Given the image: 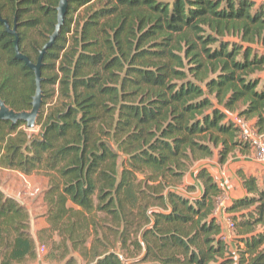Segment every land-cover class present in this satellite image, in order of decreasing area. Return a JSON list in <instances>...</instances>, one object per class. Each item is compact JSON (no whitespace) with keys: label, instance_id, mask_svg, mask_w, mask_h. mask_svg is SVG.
<instances>
[{"label":"trees","instance_id":"16d2710c","mask_svg":"<svg viewBox=\"0 0 264 264\" xmlns=\"http://www.w3.org/2000/svg\"><path fill=\"white\" fill-rule=\"evenodd\" d=\"M58 0H0L19 51L35 62L56 24ZM235 39V40H233ZM0 20V98L31 109L34 73L15 58ZM264 2L68 0L42 58L37 132L0 121V168L47 177V227L62 264H124L99 223L141 255L137 264H264V178L239 171L237 254L214 214L222 194L208 167L199 193L179 188L190 166L247 153L228 113L264 134ZM188 191L195 188L186 186ZM29 210L0 189V264L37 256ZM92 236L91 242L88 240Z\"/></svg>","mask_w":264,"mask_h":264},{"label":"rangeland","instance_id":"374dc122","mask_svg":"<svg viewBox=\"0 0 264 264\" xmlns=\"http://www.w3.org/2000/svg\"><path fill=\"white\" fill-rule=\"evenodd\" d=\"M233 40H235V39H233ZM252 48L254 51H257L259 54H264V45L253 44ZM251 75L253 77H261V79H262L264 76V68L262 71L261 70L256 71ZM234 115L235 114L228 113L227 116L232 117ZM28 131L37 132V128H33L32 130L28 129ZM250 151H251V149H250ZM250 151L248 150L247 153L242 155L245 157L244 159L247 161H251V160L255 159V155H252L253 153H251ZM237 153L238 152H235L229 157L230 159L232 158V160L228 164L233 165L232 162L236 161V159H234V157L237 156ZM209 159L212 160V158H209ZM204 160H206V159H204ZM194 163L190 166L188 171L193 169ZM207 163L210 164L211 167L213 166L212 163H209V162H207ZM254 165H256V164L254 163ZM260 165H262V166L255 168V171L262 173V176H257V180L259 181V183L264 178V164H260ZM227 169H228V167H227ZM232 169H234V166L229 167V169H228V171H229V186L225 191V194H226L225 195L226 196L225 201L226 202L230 199L229 198L230 195H228L229 189L232 188L234 191L238 190L237 177H239V171H242L243 173L246 174V172H244L243 168H242L243 170L242 169H239V170L234 169V172H233L234 174L231 173ZM188 171L186 172V175L189 178ZM235 174H237V177H235L236 176ZM247 174H249V173L247 172ZM0 186L7 193L16 195L17 196L16 198H18L22 203L25 202V204L27 205V206L26 205L25 206L29 210L31 224L34 227V230H37L36 235H37V239H38V242L36 245L37 256L31 262H34V264H62V261L58 258V254H54L57 252L56 251L53 252V242H55L57 239L55 234L54 233H48V232H44V233L40 232V230L43 229L44 221H46V219H41L39 221V217L44 218L41 213L45 211V208H42L40 206H41L42 191L46 185H45L43 179L40 177L39 173H36L34 176L29 178L25 175L19 176L17 174L12 173V172L10 173V172H5V171H0ZM227 213H228V216L231 219H233L232 218L233 214L230 212H227ZM99 225L101 227L99 234L104 233L106 235V239H108V242H110L112 244V246H114L112 249L115 250L116 252H118L119 255H121L124 264H137L136 261L141 255L139 254L138 249H136L131 244V241L135 236L134 235L132 236V234H131L129 236V240H127V242L123 246L122 243L120 242V240L116 238V234H114L112 232V230H110V228H108V226L106 224H102V222H100ZM225 234H226L225 241L227 242V244L229 246V250L233 254H237L238 236L236 235V231L234 229H226ZM91 239H92V236H90V238L88 240L89 243L91 242ZM41 247H44L43 250H41ZM74 256L77 258L79 264H86L85 261L82 260L78 256L77 253H74Z\"/></svg>","mask_w":264,"mask_h":264},{"label":"water","instance_id":"95a60500","mask_svg":"<svg viewBox=\"0 0 264 264\" xmlns=\"http://www.w3.org/2000/svg\"><path fill=\"white\" fill-rule=\"evenodd\" d=\"M68 0H58V4L56 7V24L54 26L53 32L49 35L48 40L43 44L41 49L38 52V56L35 62L29 60V58L22 54L19 51L17 45V33L15 31V25L13 24L12 27L4 20L0 19L4 25L6 31L14 37V53L15 58L24 62V64L33 71L34 73V82H35V92L32 96L31 100V109L26 111H15L5 105V103L0 98V121L7 120L11 123H16L17 121H24L26 128L32 130L35 127L36 119L38 117L41 100H42V93H41V75L40 69L42 66V58L47 49L52 45L56 36L60 31V27L63 24L64 17L67 11ZM20 203H22L18 198H16Z\"/></svg>","mask_w":264,"mask_h":264},{"label":"crops","instance_id":"0c3cea01","mask_svg":"<svg viewBox=\"0 0 264 264\" xmlns=\"http://www.w3.org/2000/svg\"><path fill=\"white\" fill-rule=\"evenodd\" d=\"M255 1H257V2H259V1H262V2H264V0H255ZM251 149V148H250ZM250 149H249V151H250ZM253 150V151H252ZM251 153H253L252 155H255V151H254V149H251V151H250ZM243 154H241V153H237V156L236 157H234V159H236V161L235 162H232V164L233 165H231V164H228L231 160H232V158L230 159H227L223 164H220V163H218V161H217V158L214 156V157H212V160L211 159H206V160H204V159H202V160H199V161H196L195 163H194V165H193V169H191V170H189L188 171V174H189V178L187 177V175L185 174L184 175V177H183V183H182V185H181V187L179 188V190L182 192V193H184V194H186V195H191V193H199L200 192V190H201V183L195 178V173H196V171L200 168V167H202V166H206V167H208V169H209V171H210V173L212 174V176H214V175H216L217 173H219L220 171H224L225 172V175H226V182H227V186H226V189L228 188V186H229V171H228V169H229V167H232V166H234V169L235 170H239V169H244V172H248L249 174H252V175H254L256 178H257V176H262V173H259L258 171H255V168L256 167H261L262 165H260L261 163L255 158V159H253V160H251V161H247V160H245L244 158V156H242ZM207 162H209V163H212L213 164V166L211 167V165L210 164H208ZM254 163L256 164V165H254ZM260 163V164H259ZM195 166V167H194ZM227 167H228V169H227ZM234 169H232V172L231 173H233L234 172ZM242 169V170H243ZM0 171H5V172H12V173H14V174H17V175H19V176H23V174H21V173H19V172H17V171H14V170H8V169H3V168H0ZM36 173H39V175H40V177L43 179V181H44V183H45V185L47 186V177H45L43 174H42V172H40V171H37V172H34L33 174H31V175H29V176H27V177H32V176H34ZM230 173V174H231ZM234 174V173H233ZM236 176L235 177H237V174H235ZM234 177V178H235ZM237 181H238V190H236V191H234L232 188H230L229 189V191H228V195H230V199L227 201V204H230L231 203V201L232 200H234V199H236V198H239V197H242L244 194H245V190H244V188H243V185H242V182H241V179L239 178V177H237ZM46 186L43 188V190L46 188ZM186 186H192V187H194L195 189L193 190V191H188V190H186L185 188H186ZM0 189L2 190V191H4L6 194H8V195H11V196H13V197H17L16 195H14V194H9V193H7L1 186H0ZM226 191V190H225ZM43 192V191H42ZM226 195V194H225ZM226 197V196H225ZM24 204H25V202H24ZM26 205V204H25ZM27 206V205H26ZM40 207H42V208H45V206H44V203H43V199H42V197H41V206ZM44 213H45V211L44 212H42L41 214H42V216L44 217V218H42V217H39V221L41 220V219H46L45 218V215H44ZM47 221H44V226H43V228L44 227H47ZM31 227H32V229H31V233H32V236L35 238V240L37 241V235H36V233H37V230H34V227H33V225L31 224ZM38 242V241H37ZM32 260H26V261H24V262H22V263H19V264H34V262H31Z\"/></svg>","mask_w":264,"mask_h":264},{"label":"built area","instance_id":"2783aa9c","mask_svg":"<svg viewBox=\"0 0 264 264\" xmlns=\"http://www.w3.org/2000/svg\"><path fill=\"white\" fill-rule=\"evenodd\" d=\"M233 123L239 128L241 139L248 143L251 149L255 151V158L264 164V134H258L252 127L251 121L241 116L234 115L231 117ZM226 175L224 171H220L213 176L214 181L220 189H222V194L217 198L216 207L214 214L220 225L221 237L225 240L226 229H233V221L228 216L226 212V207L228 206L225 201V190L227 186ZM44 247H41L43 250Z\"/></svg>","mask_w":264,"mask_h":264}]
</instances>
